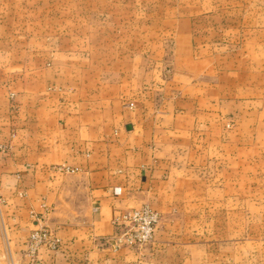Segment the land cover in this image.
Masks as SVG:
<instances>
[{
	"label": "crops",
	"instance_id": "1",
	"mask_svg": "<svg viewBox=\"0 0 264 264\" xmlns=\"http://www.w3.org/2000/svg\"><path fill=\"white\" fill-rule=\"evenodd\" d=\"M195 24L178 23L170 51L0 63V264H31L38 225L60 239L39 248L40 264H142L167 235L114 251L102 237L122 213L189 210L208 180L216 196L254 194L264 180V33L223 47Z\"/></svg>",
	"mask_w": 264,
	"mask_h": 264
},
{
	"label": "rangeland",
	"instance_id": "2",
	"mask_svg": "<svg viewBox=\"0 0 264 264\" xmlns=\"http://www.w3.org/2000/svg\"><path fill=\"white\" fill-rule=\"evenodd\" d=\"M189 16L196 17L206 42L241 45L251 29L263 38L264 0H0V63L89 54L104 60L120 50L161 44L170 51L178 23ZM214 184L208 180L205 195L191 196L189 210L168 213L148 203L160 214L150 242L116 245V222L102 241L114 251L141 250L151 248L163 231L162 251L144 256L142 264H264V180L256 179L248 196H216ZM30 262L40 264L38 257Z\"/></svg>",
	"mask_w": 264,
	"mask_h": 264
},
{
	"label": "built area",
	"instance_id": "3",
	"mask_svg": "<svg viewBox=\"0 0 264 264\" xmlns=\"http://www.w3.org/2000/svg\"><path fill=\"white\" fill-rule=\"evenodd\" d=\"M160 219L159 212L148 203L130 209L119 215L115 222L119 231L114 235L115 244L127 246H142L150 242L155 234ZM38 224L40 220L37 219ZM27 253L36 262L39 248L47 245L50 249H58L60 239L46 225H38L33 229L28 241Z\"/></svg>",
	"mask_w": 264,
	"mask_h": 264
}]
</instances>
